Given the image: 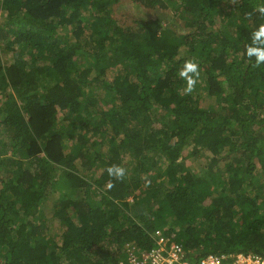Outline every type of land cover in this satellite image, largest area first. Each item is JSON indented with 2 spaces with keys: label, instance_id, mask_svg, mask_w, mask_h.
I'll return each mask as SVG.
<instances>
[{
  "label": "trees",
  "instance_id": "obj_1",
  "mask_svg": "<svg viewBox=\"0 0 264 264\" xmlns=\"http://www.w3.org/2000/svg\"><path fill=\"white\" fill-rule=\"evenodd\" d=\"M261 9L0 0V264L264 258Z\"/></svg>",
  "mask_w": 264,
  "mask_h": 264
},
{
  "label": "built area",
  "instance_id": "obj_2",
  "mask_svg": "<svg viewBox=\"0 0 264 264\" xmlns=\"http://www.w3.org/2000/svg\"><path fill=\"white\" fill-rule=\"evenodd\" d=\"M158 248L151 250L149 253L142 252L140 256L128 252L126 263L120 264H190L183 261L184 254L182 247L176 243H170L169 239L159 236L156 242ZM139 257V258H138ZM201 264H224L218 258L209 256ZM230 264H264V258L255 255H237Z\"/></svg>",
  "mask_w": 264,
  "mask_h": 264
},
{
  "label": "clouds",
  "instance_id": "obj_3",
  "mask_svg": "<svg viewBox=\"0 0 264 264\" xmlns=\"http://www.w3.org/2000/svg\"><path fill=\"white\" fill-rule=\"evenodd\" d=\"M261 11H264V9H261ZM255 34H256L257 37L264 36V25H262L260 27V30L257 33H255ZM251 51L252 50H249V54L251 53ZM260 60H264V53H260L258 61H260ZM188 72L197 73L196 64H194V63H192L190 61L187 62L186 65H185V70L182 72V76H184V77H186L188 79V87H187L186 91L187 92H191L194 89L196 81L194 79H192V77L188 76ZM197 75H198V73H197ZM107 171H108L110 176L116 175L117 178H121L123 176V174H124V169L123 168H118L115 165L109 167L107 169ZM128 201H130V199ZM171 243H173V242H171ZM129 250H131V249H128V251ZM182 252L184 254L183 247H182Z\"/></svg>",
  "mask_w": 264,
  "mask_h": 264
}]
</instances>
